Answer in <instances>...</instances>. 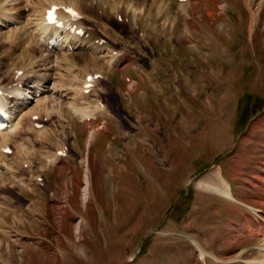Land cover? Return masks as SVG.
<instances>
[{"label":"rangeland","instance_id":"1","mask_svg":"<svg viewBox=\"0 0 264 264\" xmlns=\"http://www.w3.org/2000/svg\"><path fill=\"white\" fill-rule=\"evenodd\" d=\"M81 3L117 66L26 39L32 10L0 21V85L22 69L46 90L0 136V264H264V0ZM87 72L106 80L81 96Z\"/></svg>","mask_w":264,"mask_h":264},{"label":"bare ground","instance_id":"2","mask_svg":"<svg viewBox=\"0 0 264 264\" xmlns=\"http://www.w3.org/2000/svg\"><path fill=\"white\" fill-rule=\"evenodd\" d=\"M77 1H78L77 3L71 2V4H69V3H65V2H54L52 0H0V17L3 18V19L0 18V21H1V23L3 22L6 24L7 22H9L10 19L13 20L12 19L13 17L11 15V13H13L12 12L13 10L17 11V13H16L17 16L16 17L14 16V19H18L19 17L23 16V11L25 9H27V10L29 9L30 11L32 10V14H34V15L31 16V18L26 19L25 22L23 21V24L26 23V28L22 27L24 32H26V35H25L26 39H28L32 35H33L32 36L33 38L37 37V39L44 42V46H45L47 51H48L47 48H50L51 46L54 48V50H57V51L60 50V52L61 51L69 52V51H72L73 49H75L77 47H84L86 49H90V50H88V52H86L87 54L93 55L94 53L92 54V52L95 51L99 55L98 57H100V59L107 57V55H109L110 60L108 61V64L113 66V64L118 62L120 54L118 55L117 52L114 53L113 51L108 50L107 47H105L103 44L99 43V39L97 42H95V39H97V38H91L92 36L90 37V35H92V34L87 35V36L84 35L81 37L79 35L74 34V32L70 33L63 28L60 29V28L54 27L53 25H45L44 24L43 15H44L45 11L50 8L51 5H68V6H71L73 9H75L76 11H78L84 18L82 21H79L77 23L79 25L78 27H82L84 20L86 22H93V23H94V21L97 22L99 20L98 17H95L94 21H92L93 17L92 18L86 17L85 16L86 9H88L90 11V9H92V8L84 7L81 3L83 0H77ZM7 6H9V8H7ZM90 13H92V12H90ZM59 14L62 16V13L59 12ZM87 15H88V13H87ZM88 19H90V21H88ZM16 22H18V21H16ZM23 24L21 26H23ZM32 37L30 39H33ZM46 39H47V41L45 42ZM50 40L52 41L51 43H50ZM8 41H10V39ZM50 44H52V45H50ZM40 45H39V47H40ZM41 46H43V44ZM31 50H33L32 47H31L30 51ZM91 50H93V51H91ZM60 55H62V53ZM62 57H61V59H62ZM88 74H89V72H87L85 74V77ZM15 75L16 74H14V76ZM21 80H22V78H21ZM21 80L18 81V84L15 87L10 88L9 90L4 91L3 89H1L2 95L0 96V136L5 135V134L7 135V134L14 132L17 129L18 124L20 123V120L22 119V117L27 116V117L32 118L34 116L38 117L40 115V113L37 114V111H35V110L34 111H26L25 110L24 105L27 104V100L31 99L32 96L31 97L27 96V93H29V92L24 91L22 88H19V83L21 82ZM41 81H42V79L39 78L34 83L33 86H31L30 88L28 87V89H32L31 93L37 95V93H41L43 91L42 90L43 85L40 84ZM96 84H98V81L96 82ZM52 89H53V93L60 92V90L63 91V89H61L60 87H58L57 85H54V84H53ZM80 92H81V94L83 93V88L80 90ZM8 94H11L13 96L12 100L10 97H8ZM40 98L38 100L39 102H37L38 108H39V106L45 107L46 105H48V104H46L47 102H50V101L52 103L56 102L54 97H52V100H50V101H49V97H43L42 99H40ZM10 103H12L11 106L13 108L12 109L13 112L11 111V106H8ZM69 103H71V102H69ZM67 105H68L67 106L68 110L74 116H78V118L85 119V120L90 119V115L88 114L90 112L85 113L83 111H79V109L76 108L73 105V103L67 104ZM96 106H97L96 111L100 112V111L104 110V108L102 107L103 105H101V104L99 105V103H97ZM34 112H35V114H33ZM29 114H30V116H28ZM15 119H16V121H15ZM0 142H4L0 145V158H2V157L4 158L5 154L1 150L5 147H9L10 144L8 143L9 141L8 142L4 141L3 136H2V138H0ZM9 149H10V147H9ZM22 150H24V149H22ZM18 152H19V150H18ZM46 160L49 163H54L56 161V158L55 159L54 158H48ZM29 164H27V165H29ZM218 177H219V181H220L219 184L214 183V182H208L207 185L209 187H211L214 192H217V194L223 195L225 197L233 198V195L230 191L229 184L224 180V178L222 177V175L220 173H218ZM233 200H234V198H233ZM203 263H204V259H203Z\"/></svg>","mask_w":264,"mask_h":264}]
</instances>
